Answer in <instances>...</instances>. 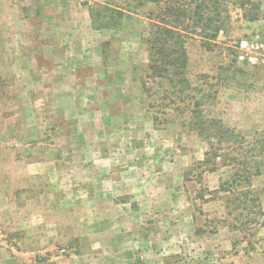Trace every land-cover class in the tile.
<instances>
[{"label": "rangeland", "instance_id": "obj_1", "mask_svg": "<svg viewBox=\"0 0 264 264\" xmlns=\"http://www.w3.org/2000/svg\"><path fill=\"white\" fill-rule=\"evenodd\" d=\"M162 1L76 0L88 11L97 3L123 10L120 24L103 31L104 40L89 47V54L96 51L102 56L104 68L96 66L110 73L103 75L102 88L112 91L107 78L117 73L123 96L133 98L135 108L126 114L133 124L118 127L122 130L120 143L128 130H134L131 139L136 162H142L144 156L145 163L169 188V203L162 195L160 203L154 205L145 195V224L138 229L149 237L145 242L154 253L142 257L126 253L130 252V240L125 233L133 231L124 227L118 234L126 254L115 256L120 257V264H264V165H258L262 158L258 147L264 141V0H251L255 7L248 4L244 8L239 7L241 0L201 1L219 14L213 24L220 30L213 38L210 30L198 33L206 25L197 23L193 14L199 0H170L169 6L185 9L181 19L185 81H179L175 73L154 76L148 69L147 39L155 35ZM245 12H257L258 18L246 19L242 16ZM241 40L247 41L246 47H240ZM111 83L115 89V74ZM4 87L0 80V162L6 160L11 168L28 167L33 160L47 165L54 154L59 168L77 165L80 148L71 141L70 123L56 120L43 99L36 123L28 111L16 108L18 104L25 106L30 97L5 93ZM197 99L206 117L219 118L225 126L242 130L246 141L220 150L218 154L223 157L206 154L207 140L192 127L191 110ZM112 128L109 124L101 129L108 142L113 137ZM251 144L256 147L251 148ZM210 174L217 182L212 189L207 186ZM16 193L20 192L8 195L9 209L15 206L12 197ZM119 211L121 216L137 213H129L124 206ZM67 223L60 225L70 227ZM21 232L12 229L6 237L0 235V259L7 258L8 264H66L71 260L79 264L81 258L70 256V252L93 245L79 238L69 239L65 231L34 240H20ZM21 247L25 251L19 252ZM83 260L93 264L96 256H84Z\"/></svg>", "mask_w": 264, "mask_h": 264}, {"label": "crops", "instance_id": "obj_2", "mask_svg": "<svg viewBox=\"0 0 264 264\" xmlns=\"http://www.w3.org/2000/svg\"><path fill=\"white\" fill-rule=\"evenodd\" d=\"M48 1L0 0V80L5 83V93L30 97L29 105L24 102L25 106L18 104L16 108L28 111L36 123L42 99L47 100L56 120L70 123V138L79 145L80 161L59 168L52 154L47 165L33 160L28 167L11 168L6 160L0 162V235L6 237L8 231L20 229V240H34L65 231L69 239L93 244L70 252V256L81 258L79 264H92L86 263L84 256H96L93 264H120V257L115 256L120 253L141 257L154 253L145 242L149 237L138 229L145 224V195L154 205L160 203L162 195L169 203V188L145 163L144 156L142 162H136L131 139L134 130H128L123 143L119 141L122 130L118 127L133 124L126 118L135 108L133 98L123 96L117 73L115 89L113 74L107 78L112 91H105L103 75L110 73L96 66L104 68L102 56L96 51L89 54L90 48L104 40L103 31L111 30L93 28L88 9L76 0ZM109 124L114 127L110 142L101 133ZM208 177L209 189L217 187L213 174ZM18 191L19 195L12 197L15 206L9 209V193L12 196ZM122 206L137 213L121 216ZM67 221L70 227L60 225ZM124 227L133 231L125 233L130 240V252L126 253L118 234ZM19 249L25 251L24 247ZM0 264H8V259L2 257Z\"/></svg>", "mask_w": 264, "mask_h": 264}, {"label": "trees", "instance_id": "obj_3", "mask_svg": "<svg viewBox=\"0 0 264 264\" xmlns=\"http://www.w3.org/2000/svg\"><path fill=\"white\" fill-rule=\"evenodd\" d=\"M144 1V0H140ZM161 2V0H154ZM195 1V0H194ZM197 1V0H196ZM196 4L193 14L197 16V23H205V27L201 26L198 33L204 34L206 30H210V37H215L220 30L219 25H214L218 21L219 14H216L207 5L201 1ZM170 0L162 1V12L158 16V24L154 31L155 35L151 39H147L148 43V69L151 75L165 76L176 74L179 75V81H185L183 74L186 67V50L181 42L183 37L182 21L185 16V9L179 6H169ZM255 3L251 0H241L239 7L244 8L246 5ZM259 6L255 11L258 12ZM257 12L244 13L242 16L249 20L258 18ZM89 16L91 25L95 29L115 28L123 17V10L117 7H111L106 3H97L95 6L89 7ZM212 25V27H210ZM146 39V38H145ZM201 100L197 99L193 103L191 110L192 127L197 131V134L205 138L209 145V150L206 154L210 157L220 156L219 151L231 148L233 144L246 141L243 131L237 128L225 126L219 118L206 117L200 109ZM213 139V140H212ZM256 145L251 144V148ZM259 153L262 158L258 165H264V141L259 145ZM223 157V156H220ZM212 165H216L215 162ZM213 170V168H211Z\"/></svg>", "mask_w": 264, "mask_h": 264}, {"label": "built area", "instance_id": "obj_4", "mask_svg": "<svg viewBox=\"0 0 264 264\" xmlns=\"http://www.w3.org/2000/svg\"><path fill=\"white\" fill-rule=\"evenodd\" d=\"M247 41L246 40H241L240 41V47H246L247 46ZM249 59L251 60V61H255L256 60V57L255 56H249Z\"/></svg>", "mask_w": 264, "mask_h": 264}]
</instances>
